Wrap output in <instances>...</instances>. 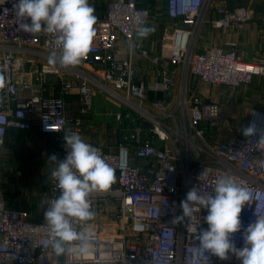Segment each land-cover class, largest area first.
Masks as SVG:
<instances>
[{
    "label": "built area",
    "instance_id": "obj_1",
    "mask_svg": "<svg viewBox=\"0 0 264 264\" xmlns=\"http://www.w3.org/2000/svg\"><path fill=\"white\" fill-rule=\"evenodd\" d=\"M209 1L164 0L165 15L180 19L185 26L198 27ZM16 3L0 0V76L4 78L0 87V149L9 128L36 130L62 139L66 131L78 132L81 118L67 113L65 94L69 92L78 95L82 115L92 113L98 90L127 106V110L112 114L119 126L105 144L86 140L100 149L114 168L116 180L108 191L93 193L90 198L95 213L94 220L88 222L95 233L93 255L73 256L71 264H239L234 256L226 261L211 254L194 259L192 249L198 241L187 230V223L200 222L206 228V211L194 212L185 224L174 225L171 220L181 213L179 203L189 189L195 186L200 194L211 195L222 174L237 177L259 194L242 209L245 227L264 215V168L256 163L264 158V144L259 136L246 138L242 132L215 139L220 117L217 102L188 97L181 89L175 108L170 109L163 100H150L149 91L166 92L174 84L171 65L181 64L184 78L190 74L198 82L233 89L264 74V61L245 59L231 39L195 50L192 30L178 26L164 29L159 51L150 52L134 39L135 20L143 18L146 24H155L158 15L137 0H106L104 16L95 25L91 51L82 63L53 67L48 57L60 47L58 34L26 33L16 15ZM215 11L218 17L209 19L213 28H229L251 15L244 6L222 5ZM183 36L186 39L180 42ZM134 52L159 66L158 80L138 78ZM55 86L58 92L45 91ZM253 123L264 130L263 110H251L247 126ZM95 125L90 123L89 128ZM52 154L64 159V139L47 149L48 161ZM5 176L0 159V185ZM57 195L49 175L46 199ZM50 238L43 212L32 218L26 209L9 205L0 189V264H69L67 256L53 253L47 243ZM234 238L237 247L243 246L242 231Z\"/></svg>",
    "mask_w": 264,
    "mask_h": 264
},
{
    "label": "clouds",
    "instance_id": "obj_2",
    "mask_svg": "<svg viewBox=\"0 0 264 264\" xmlns=\"http://www.w3.org/2000/svg\"><path fill=\"white\" fill-rule=\"evenodd\" d=\"M16 15L23 30L29 34L45 32L58 34L60 47L49 53L48 62L53 67L67 68L80 65L91 51L96 35L98 17L89 0H17ZM136 37L146 39L154 29L143 18H136ZM4 78L0 76V87ZM246 138L259 136L264 144V130L250 124L242 129ZM66 156L58 160L49 156L50 178L55 182L59 195L42 200L38 205L51 238L48 246L56 256L82 258L93 255L91 241L95 237L91 196L108 191L115 183V170L101 155L100 149L87 142L78 132L66 131L63 135ZM264 168V158L256 161ZM203 175V174H202ZM201 175V176H202ZM200 176V177H201ZM174 190V189H173ZM255 197L246 184L237 177L222 174L216 181L214 193L200 194L194 186L179 203L181 213L171 220L174 225L185 224L194 212L206 211L207 224L187 223V230L195 234L197 245L192 249L194 259L211 254L221 261L234 256L239 264H264V215H258L246 227L241 222V212ZM242 231L243 246L237 247L234 234Z\"/></svg>",
    "mask_w": 264,
    "mask_h": 264
},
{
    "label": "crops",
    "instance_id": "obj_3",
    "mask_svg": "<svg viewBox=\"0 0 264 264\" xmlns=\"http://www.w3.org/2000/svg\"><path fill=\"white\" fill-rule=\"evenodd\" d=\"M89 3L95 8V15L98 17V20L101 19L105 13L106 0H89ZM137 3L149 7L159 17V20L155 24H146L148 27L154 29L146 39L139 40L136 35L134 36L135 41H137L141 47L147 48L150 52L157 53L159 51L161 34L164 29L172 30L174 26H178L181 28L189 27L192 30L191 40L195 50H202L210 44H220L225 40L231 39L238 43V51L245 59L264 61V0H210L203 14V21L198 27L185 26L167 18L165 15L164 0H137ZM222 5L227 7H247L251 15L247 20L229 28H213L209 24V19L218 17V13L215 9ZM132 60L138 68L139 79L150 82L159 79V66H153L147 58L141 56L138 52L132 54ZM170 69L174 75V84L166 92L149 91V98L150 100H163L168 108L173 109L177 104L183 85L185 86L186 96H197L196 90L197 87H199V82L190 74H187V77L184 78L183 66L181 64L171 65ZM222 87L224 88L222 89L224 92V99L223 102H221V100L218 101L222 123H220L219 117V124L214 133V138L217 140H224L231 135L242 132V129L246 128L248 124L249 116L253 108L264 111V74L256 75L248 85H241L233 89L226 86ZM45 91L47 93L52 92L51 90ZM65 98L67 101L68 115L74 118H81V128L78 133L85 140L94 144H105L109 135L116 133L117 128L108 132L104 126L97 124L93 113L89 115H82L80 113V103L76 92L72 91L65 94ZM70 99H72L73 102L72 109H70L68 105ZM90 123L96 124L93 129L89 128ZM20 135H24L26 141L23 142L20 139ZM53 139H58L59 142L63 140L60 135L41 134L36 130L26 132L9 128L5 143L0 149V159L8 162L5 168L6 170L4 169V171L8 173L10 171L11 179H13V181L16 179L17 181L14 185L13 183L6 182L7 176L3 178L0 189L3 191L4 195L7 194V196L5 195L6 202L9 205L17 203L19 207L26 209L32 218H39L42 216L43 209L39 208L38 205L42 200H46L47 181L50 173L46 172L45 174V172H42L41 181L37 184L34 175L33 178L29 177L25 182L20 181L19 175L15 173V170L21 166L24 160L28 163L38 162L39 160L36 158L23 159L18 155L17 151L12 154L10 152L8 153L5 146L18 149L25 145L26 148H28V146H34V143L37 145L40 142H49ZM47 144V146L42 144L45 148L43 150V152H45L44 157H46L47 149L58 145V143H52L51 141ZM132 161L137 164H142L141 160L136 158H133ZM18 189L22 191L20 195L23 196L24 200L16 202L14 198L8 194Z\"/></svg>",
    "mask_w": 264,
    "mask_h": 264
},
{
    "label": "rangeland",
    "instance_id": "obj_4",
    "mask_svg": "<svg viewBox=\"0 0 264 264\" xmlns=\"http://www.w3.org/2000/svg\"><path fill=\"white\" fill-rule=\"evenodd\" d=\"M172 21L184 25V23L180 19H174ZM198 86L199 87H197L196 94H197V97L199 99H202L204 101H214L217 103L220 100H221V102H223V99H224L223 93L224 92L222 89H224V88L222 86H220V85L219 86L208 85V84L202 83V82H199ZM54 88L52 89L51 87H48L46 90H48V91L51 90L52 92L53 91L58 92V90H59L58 87L55 86ZM68 105H69V108L72 109V106H73L72 99L69 100ZM92 106H93L92 113L94 114L95 120L97 121L96 123L104 126L108 132L113 131L114 129L118 128V126H119L116 123V121L114 120L112 114L115 111L116 112H119V111L123 112L124 110H127L126 105L119 104L112 96L104 93L103 91H99V90L97 91V93L93 97ZM131 112L133 114L135 113L134 110H131ZM142 119H143V117H142ZM124 121H126V119ZM149 122L150 121H148V122L146 121V124L147 125L150 124ZM125 123L126 122H124L123 124H125ZM220 123H222L221 116H220ZM20 139L23 142L26 141V137L24 135H20ZM50 141L52 143H56V144L59 143L58 139H53ZM49 142L44 141V142L38 143L37 145L34 143V146H30V147L28 146V148H26V146L23 145L22 148H18V149H12L9 146H5V149L7 150L8 153L10 152L12 154V153L17 151L18 155L21 156L23 159L24 158H29V159L36 158L37 160H39L38 162H34V163H32V162L28 163L27 161L24 160V162L21 164V166H19V168L16 169V170H20V171L22 169V171H21L22 174L19 175L20 181L25 182L26 179H28L29 177L33 178V175H34L35 181L37 184L39 181H41V178H42L41 173L42 172L43 173L45 172V174H46V172L50 173L51 164L49 163L47 158L44 157L45 152H43V150L45 148L42 145V144H44V146H47L48 145L47 143H49ZM7 164H8V162L6 160H2V165H3L4 169L6 168ZM6 176H7L6 182L13 183L14 185L17 183L16 179L14 181H13V179H11L10 171H9V173L6 172ZM20 191L21 190L18 189V190H15L14 192H12L8 195H11L16 202L23 201L24 198L22 195H20V193H22V191L21 192ZM5 195L7 196V194H5ZM12 206L19 207L17 205V203L13 204Z\"/></svg>",
    "mask_w": 264,
    "mask_h": 264
},
{
    "label": "bare ground",
    "instance_id": "obj_5",
    "mask_svg": "<svg viewBox=\"0 0 264 264\" xmlns=\"http://www.w3.org/2000/svg\"><path fill=\"white\" fill-rule=\"evenodd\" d=\"M185 39H186V36H183V38L179 37L180 42H184ZM182 92H185V86L184 85L182 87Z\"/></svg>",
    "mask_w": 264,
    "mask_h": 264
}]
</instances>
